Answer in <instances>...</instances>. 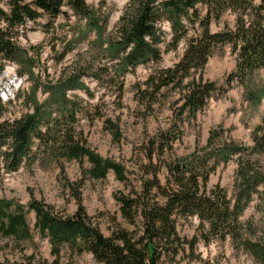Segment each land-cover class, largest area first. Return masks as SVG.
Segmentation results:
<instances>
[{
	"label": "trees",
	"instance_id": "trees-1",
	"mask_svg": "<svg viewBox=\"0 0 264 264\" xmlns=\"http://www.w3.org/2000/svg\"><path fill=\"white\" fill-rule=\"evenodd\" d=\"M108 3L109 0H101L94 7L87 0H7V6L0 4V76L7 61L19 65L21 76L34 74L30 51L18 41L28 22L47 17V27L58 17L65 16L69 22L75 17L72 36L68 41L67 35L64 37L58 61L95 34L93 43L103 48L110 62L115 61L105 68L110 84L118 81L119 94L124 90L125 76L149 62L158 67L138 84L137 100L152 113L163 90L179 94L172 108V125L160 129L149 140L147 155L153 168L146 170L138 186L132 185L130 192L116 197L122 216L135 229L119 227L111 236L106 235L87 213L79 192L75 193L79 207L73 215L57 213L51 205L32 199L29 206L36 213V228L42 236L49 237L54 256L52 260L44 258L40 264H71L63 260L65 248L73 254L90 252L99 264H166L167 259L173 264L187 248L194 253L200 240L208 244L227 237L264 264V239H252L256 231L249 230L241 216L264 184V118L254 129L253 144L234 140L220 125L211 129L205 146L197 145L190 154L166 159L181 137L177 134L178 124L185 117L196 118L208 101L226 88L205 77V66L218 48L228 45L236 55L229 84L237 79L248 89L254 73L264 69V0H127L115 35L106 37L112 12L103 8ZM230 15L234 16L232 26L226 19ZM165 20L171 24L169 40L162 24ZM222 22L223 28L213 29L214 24ZM182 41L185 47L179 61L171 67H161L162 44L173 50ZM56 48L53 43L52 50ZM79 68L76 75L47 86L44 90L49 96L40 103L35 98L32 111L0 122V159L8 172L50 155L55 161L83 162L87 158L91 165L86 176L94 179L105 178L113 171L120 180H129L123 163L98 154L77 131L81 104L68 93L76 89L89 91L82 80L87 73L85 65ZM93 75L98 81L101 78L98 73ZM255 97L251 95L252 99ZM25 101H29L28 97ZM52 102L53 108L49 106ZM8 108L0 95V118ZM106 126L114 135H121L112 119H106ZM156 156L164 158L163 163L156 164ZM234 159L237 167L232 199L224 186L209 187L208 182L222 163ZM163 167L168 173L164 182L160 176ZM10 206V202L0 200V231L7 236L29 237L25 212L20 208L12 212ZM193 216L200 222L197 233L190 238L181 233V220ZM187 264H192V260Z\"/></svg>",
	"mask_w": 264,
	"mask_h": 264
},
{
	"label": "rangeland",
	"instance_id": "rangeland-1",
	"mask_svg": "<svg viewBox=\"0 0 264 264\" xmlns=\"http://www.w3.org/2000/svg\"><path fill=\"white\" fill-rule=\"evenodd\" d=\"M91 6L97 7L101 0H87ZM127 0H109L108 6L103 9L112 12L106 37L115 35L116 24L123 14ZM0 4L7 6V0H0ZM47 17L40 18L37 22H28L19 37L22 47L28 48L35 66L33 75L18 73L19 65L14 61H7L0 76V95L8 104L7 113L0 118V122L20 117L27 111H32L33 102L44 101L49 93L44 89L57 83L61 78L76 75L80 66L87 72L82 77L86 89L69 90V97L81 104L78 113L77 131L87 145L105 158L119 161L127 168L129 180H120L113 171L102 179L86 176V169L91 165L88 159L55 161L50 155H43L41 161L22 165L17 171L8 172L6 165L0 159V200L11 203L10 211L22 209L30 224V236H7L0 231V264H11L15 261L27 264H40L47 258L52 260L49 237L42 236L36 228V213L29 206L32 199L42 204L51 205L60 214L73 215L78 209L75 193L81 194L82 204L87 213L101 228L102 232L111 236L119 227L129 230L135 229L122 216L121 205L116 198L122 192L128 193L132 185L138 186L147 169L150 167L148 159L149 140L160 129L169 128L173 123L174 113L172 108L175 99L179 96L175 90H163L159 95V102L155 110H149L137 100L138 84L143 83L149 74L157 68V64L149 62L130 71L124 78V90L119 94L118 81L111 82L107 78L108 71L105 66L113 62L105 55L99 44L93 43L97 35L92 34L88 40L83 41L74 50L68 52L63 60L58 61V54L67 41L71 38L73 20H66L65 16L58 17L55 22L46 27ZM231 26L234 16L226 17ZM167 35L171 37V24L167 20L162 22ZM224 22L213 25V29H221ZM53 43L57 44L52 50ZM38 48L35 51L34 48ZM185 42L182 41L178 48L168 49L167 44H162L163 60L161 67H171L183 55ZM108 61V62H107ZM236 66V55L231 52L230 46L218 48L205 66L207 79L225 84L223 92L215 94L204 108L198 112L196 118L185 117L178 124L177 134L181 137L175 142L173 154L167 153L166 159L190 154L197 145L205 146L210 131L214 127H224L227 133L237 141L253 144L254 129L264 118V69L254 73L249 80L248 89L237 79L229 84ZM98 73L101 78L94 77ZM112 75V74H111ZM36 92L34 93V91ZM91 93V94H90ZM35 94V95H34ZM251 95L256 96L254 99ZM28 97V102L25 98ZM54 103H50L51 108ZM79 108V109H80ZM56 112H53V116ZM106 119H112L121 130V135L107 128ZM156 164L163 163L164 158H154ZM264 159V158H263ZM237 161L234 159L227 164L222 163L212 173L208 186H224L230 198L235 196V177ZM161 179L167 178V169H161ZM252 203L243 212L242 220L249 230L256 231L252 239H264V184L260 186ZM200 220L193 216L190 220L182 219L181 233L193 237L197 233ZM248 232V231H247ZM249 234V233H247ZM63 260L71 264H99L92 253L73 254L67 248L63 250ZM29 257V258H28ZM31 258V259H30ZM29 260L30 263L28 262ZM259 264L257 260L243 248L235 245L231 237L226 239H213L208 244L200 240L194 253L190 248L181 252L177 262L173 264ZM166 264H171L166 260Z\"/></svg>",
	"mask_w": 264,
	"mask_h": 264
}]
</instances>
